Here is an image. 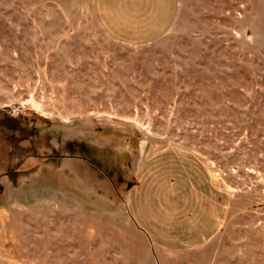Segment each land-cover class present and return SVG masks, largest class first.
<instances>
[{
    "label": "rangeland",
    "instance_id": "rangeland-1",
    "mask_svg": "<svg viewBox=\"0 0 264 264\" xmlns=\"http://www.w3.org/2000/svg\"><path fill=\"white\" fill-rule=\"evenodd\" d=\"M100 2L0 0V264H264V0Z\"/></svg>",
    "mask_w": 264,
    "mask_h": 264
},
{
    "label": "crops",
    "instance_id": "crops-1",
    "mask_svg": "<svg viewBox=\"0 0 264 264\" xmlns=\"http://www.w3.org/2000/svg\"><path fill=\"white\" fill-rule=\"evenodd\" d=\"M109 1L101 0L100 2L102 8L101 19L106 25V30L113 36L134 41L153 40L161 34L166 33L172 20L175 4V0H170V4L166 3V14L157 11L149 15L147 12H132L130 8L136 6L137 0H125L129 4L128 11H125L129 14V18H126L125 14H119L112 20V14L106 12V7H103L104 3ZM114 26L124 28V31L112 29L115 28Z\"/></svg>",
    "mask_w": 264,
    "mask_h": 264
},
{
    "label": "trees",
    "instance_id": "trees-1",
    "mask_svg": "<svg viewBox=\"0 0 264 264\" xmlns=\"http://www.w3.org/2000/svg\"><path fill=\"white\" fill-rule=\"evenodd\" d=\"M85 160H86L88 163H90L91 165H93L92 162H91L90 160H88V159H85Z\"/></svg>",
    "mask_w": 264,
    "mask_h": 264
}]
</instances>
